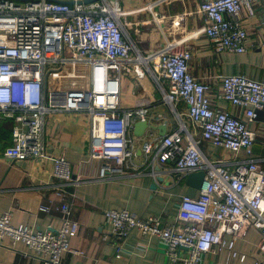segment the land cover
I'll return each mask as SVG.
<instances>
[{"label":"built area","instance_id":"1","mask_svg":"<svg viewBox=\"0 0 264 264\" xmlns=\"http://www.w3.org/2000/svg\"><path fill=\"white\" fill-rule=\"evenodd\" d=\"M73 1L69 5L50 0H0V115L11 121V142L3 156L15 161L42 158L46 116L55 111H82L90 118L89 157L114 163V167L103 165L100 177L130 167L136 137L129 130L135 121L147 120L148 106L121 107V75L124 69L137 77L148 72L162 100L175 112L184 103L194 131L180 121L159 139L150 134L151 139L139 148L147 158L146 167L152 176L156 165L171 164L183 175L203 170L204 178L197 196L179 198L176 218L170 223L126 208L106 209L111 231L105 239L113 244L115 257L122 256L125 241L136 230L162 242L171 264H201L204 254L223 249L228 259L238 258L244 264L245 254L235 249V240L254 228L259 232V256L251 264H264V168L253 155L255 132L249 127L257 111L264 108V78L219 75L220 89L212 99L210 86L189 70L188 48L159 51L141 62L140 56H148L129 37L118 0ZM255 2L264 8V0H203L197 5L196 13L215 51L245 52L247 30L241 12L245 8L252 13ZM184 16H175L173 24L179 25ZM68 63L87 65L84 84L63 88L61 77L49 78L53 69L47 70V65ZM214 100L239 107L242 117L218 108ZM201 141L230 156L207 158L199 148ZM52 177L57 181L55 196L60 198L65 186L79 181L63 155L53 158ZM39 210L49 212L50 206L39 205ZM61 211L59 227L45 229L13 225L10 212H2L0 244L4 239L21 243L44 264H61L65 252L82 255L70 246L79 223L69 216V204Z\"/></svg>","mask_w":264,"mask_h":264},{"label":"crops","instance_id":"2","mask_svg":"<svg viewBox=\"0 0 264 264\" xmlns=\"http://www.w3.org/2000/svg\"><path fill=\"white\" fill-rule=\"evenodd\" d=\"M201 1L121 0L120 3L118 0L122 21L127 23L126 31L138 51L149 53V58L154 52L188 48L191 52L189 70L194 77L210 86L209 96L212 99L220 89L219 75L244 74L254 79L264 78V8L255 2L252 13L242 9L247 48L243 53H233L213 48L204 32V21L196 13ZM183 13V21L179 25L173 24L175 16ZM69 66H78V70L71 71L69 75L73 79L78 77V83L84 84L88 76L87 65L65 64L63 69L68 72ZM126 71L129 74H124L130 75V78L121 75V107L131 108L144 103L148 106L146 119L150 125L165 124V133L175 130L179 122L174 115L186 116L184 103L180 102L175 112L162 100L161 92L148 72L143 77H137L132 70ZM60 77L63 79V76L55 74L53 80ZM147 81L154 84L146 86ZM135 83L138 85L134 86ZM214 104L231 115L242 117V110L227 101L214 100ZM3 121L0 124H5L10 130L11 121ZM186 126L194 131L190 121ZM249 127L255 132L253 155L264 168V108L257 111V117ZM132 129L133 126L129 135L136 137ZM158 132L155 128L145 129L143 136L134 139L136 155L130 159V167L106 172L101 178L103 165L114 167V163L89 157V115L82 111H55L47 115L43 134L45 155L42 158L10 160L3 156L4 148L0 144V214L9 211L13 225L23 223L36 229L57 228L63 215L61 207L69 204V216L79 223L70 246L82 251V255L65 252L61 264H171L164 245L155 237L141 236L133 230L119 258L115 257L111 241L105 239L111 231L104 215L106 209L126 208L136 215H154L170 223L176 218L179 198L182 195H198V189L185 184L186 174L175 172L171 164L160 165L158 170L155 169V176L146 167L147 158L140 153V145L150 138V134L153 139H159ZM10 134L9 131L5 146L10 143ZM199 148L209 159L230 156L229 152L214 147L208 141H201ZM57 155L66 157L73 177L79 178L75 185L64 187L61 198L55 196L57 181L52 177L53 158ZM159 176L163 178L161 182L156 181ZM153 182L157 184L154 190L151 189ZM42 204H49L50 211H40L39 205ZM258 241L259 232L254 228H248L243 236L235 240V249L245 254L244 264H251L259 256ZM0 264L44 263L25 245L12 244L4 239L0 244ZM201 264H239V259H228L227 251L223 249L204 254Z\"/></svg>","mask_w":264,"mask_h":264},{"label":"water","instance_id":"3","mask_svg":"<svg viewBox=\"0 0 264 264\" xmlns=\"http://www.w3.org/2000/svg\"><path fill=\"white\" fill-rule=\"evenodd\" d=\"M50 1L63 2V3H67L69 5H72L74 3L73 0H50ZM90 1H93V0H84L83 2L88 3ZM148 128L149 129H151V128L157 129L159 131L158 135H160V136L164 135L165 131H166V125L165 124H161L159 126H153V125H150L147 120H139V121L134 122L132 132L136 137H141V136H143L145 129H148ZM155 169L158 170L159 166L156 165ZM203 178H204V171L203 170L189 172L185 175V184L192 187V188L200 189L202 186V183H203ZM162 180H163V178L160 176L156 179V181H159V182H161ZM156 187H157L156 182H153L151 184V189L154 190V189H156Z\"/></svg>","mask_w":264,"mask_h":264},{"label":"rangeland","instance_id":"4","mask_svg":"<svg viewBox=\"0 0 264 264\" xmlns=\"http://www.w3.org/2000/svg\"><path fill=\"white\" fill-rule=\"evenodd\" d=\"M120 3H122L121 2V0H120ZM128 29H130L131 30V28L129 27ZM136 52V51H135ZM149 53H143V55H145V56H147ZM134 56H136V53H134ZM69 65H71L72 63H68ZM74 65H81V64H74ZM52 67V71H50L49 72V78L50 77H53L55 74H57V75H61V76H63V81H64V84H65V86H63V88H72L73 86H76L77 87V83H78V81H79V79H78V77L77 78H75V79H73L69 74H70V72L71 71H76V70H78V66H69L68 68L70 69L68 72L67 71H65L64 69H63V65H61V64H51V65H47L46 66V69L48 70L49 68H51ZM81 72L84 74V69L82 68V70H81ZM125 72H127L125 69L122 71V75L125 73ZM128 73V72H127ZM129 74V73H128ZM128 74H124L122 77H128V78H130V75H128ZM136 84V83H135ZM154 83L153 82H146V86L147 85H153ZM138 84H136V85H134V86H137ZM174 113V112H173ZM175 114V113H174ZM176 115V114H175ZM174 115V118H175V120H177L178 122H180V121H183L186 125H189V119H188V117L187 116H185V115H183V116H178V115H176L175 116ZM136 139V138H135ZM137 143V142H136ZM141 143V142H140ZM139 143V144H140Z\"/></svg>","mask_w":264,"mask_h":264},{"label":"trees","instance_id":"5","mask_svg":"<svg viewBox=\"0 0 264 264\" xmlns=\"http://www.w3.org/2000/svg\"><path fill=\"white\" fill-rule=\"evenodd\" d=\"M3 120H6V119L1 117L0 121L4 122ZM9 131L11 132V129L9 130L5 124H3V125L0 124V144L2 146L1 148H4L5 144L7 143ZM10 137H11V134H10ZM10 142H11V140H10Z\"/></svg>","mask_w":264,"mask_h":264},{"label":"bare ground","instance_id":"6","mask_svg":"<svg viewBox=\"0 0 264 264\" xmlns=\"http://www.w3.org/2000/svg\"><path fill=\"white\" fill-rule=\"evenodd\" d=\"M156 54H157V52L152 53L151 57H149V58L148 57L143 58V57L140 56L138 58V60L141 61V62H146L148 59L156 57Z\"/></svg>","mask_w":264,"mask_h":264}]
</instances>
